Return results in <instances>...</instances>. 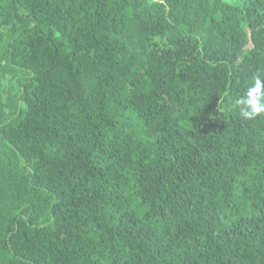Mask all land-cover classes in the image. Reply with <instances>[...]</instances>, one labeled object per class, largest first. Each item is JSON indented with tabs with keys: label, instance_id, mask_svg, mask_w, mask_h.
I'll return each mask as SVG.
<instances>
[{
	"label": "trees",
	"instance_id": "trees-1",
	"mask_svg": "<svg viewBox=\"0 0 264 264\" xmlns=\"http://www.w3.org/2000/svg\"><path fill=\"white\" fill-rule=\"evenodd\" d=\"M264 0H0V264H264Z\"/></svg>",
	"mask_w": 264,
	"mask_h": 264
},
{
	"label": "clouds",
	"instance_id": "clouds-1",
	"mask_svg": "<svg viewBox=\"0 0 264 264\" xmlns=\"http://www.w3.org/2000/svg\"><path fill=\"white\" fill-rule=\"evenodd\" d=\"M233 105L244 120L251 121L264 116V72L251 78L243 94L235 98Z\"/></svg>",
	"mask_w": 264,
	"mask_h": 264
}]
</instances>
